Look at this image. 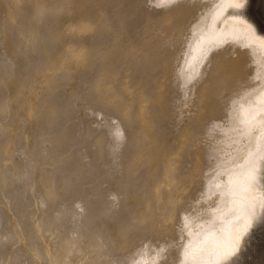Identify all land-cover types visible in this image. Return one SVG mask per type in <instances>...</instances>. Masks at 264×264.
Masks as SVG:
<instances>
[{"label":"bare ground","instance_id":"obj_1","mask_svg":"<svg viewBox=\"0 0 264 264\" xmlns=\"http://www.w3.org/2000/svg\"><path fill=\"white\" fill-rule=\"evenodd\" d=\"M233 3L0 0V264L240 255L264 216V33Z\"/></svg>","mask_w":264,"mask_h":264},{"label":"rangeland","instance_id":"obj_2","mask_svg":"<svg viewBox=\"0 0 264 264\" xmlns=\"http://www.w3.org/2000/svg\"><path fill=\"white\" fill-rule=\"evenodd\" d=\"M246 15L255 24L264 23V0H248ZM230 264H264V216L244 239L240 255Z\"/></svg>","mask_w":264,"mask_h":264},{"label":"snow or ice","instance_id":"obj_3","mask_svg":"<svg viewBox=\"0 0 264 264\" xmlns=\"http://www.w3.org/2000/svg\"><path fill=\"white\" fill-rule=\"evenodd\" d=\"M172 2H177V0H172ZM247 6L248 0H234L233 7L237 11L244 10L247 8ZM251 27L257 32V34L264 33V23L251 24Z\"/></svg>","mask_w":264,"mask_h":264}]
</instances>
